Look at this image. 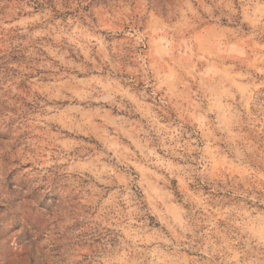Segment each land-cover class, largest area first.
<instances>
[{"label":"clouds","instance_id":"obj_1","mask_svg":"<svg viewBox=\"0 0 264 264\" xmlns=\"http://www.w3.org/2000/svg\"><path fill=\"white\" fill-rule=\"evenodd\" d=\"M0 264H264V0H0Z\"/></svg>","mask_w":264,"mask_h":264}]
</instances>
